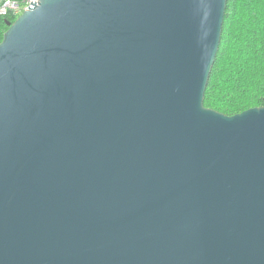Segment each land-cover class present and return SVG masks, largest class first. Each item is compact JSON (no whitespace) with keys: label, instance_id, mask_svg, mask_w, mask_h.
Returning <instances> with one entry per match:
<instances>
[{"label":"water","instance_id":"water-1","mask_svg":"<svg viewBox=\"0 0 264 264\" xmlns=\"http://www.w3.org/2000/svg\"><path fill=\"white\" fill-rule=\"evenodd\" d=\"M227 0H34L0 41V264H264V104L204 105Z\"/></svg>","mask_w":264,"mask_h":264},{"label":"trees","instance_id":"trees-1","mask_svg":"<svg viewBox=\"0 0 264 264\" xmlns=\"http://www.w3.org/2000/svg\"><path fill=\"white\" fill-rule=\"evenodd\" d=\"M16 17L0 13V41ZM263 104L264 0H227L204 105L232 115Z\"/></svg>","mask_w":264,"mask_h":264},{"label":"built area","instance_id":"built-area-1","mask_svg":"<svg viewBox=\"0 0 264 264\" xmlns=\"http://www.w3.org/2000/svg\"><path fill=\"white\" fill-rule=\"evenodd\" d=\"M32 1L34 0H4L0 4V13H13L18 16Z\"/></svg>","mask_w":264,"mask_h":264}]
</instances>
